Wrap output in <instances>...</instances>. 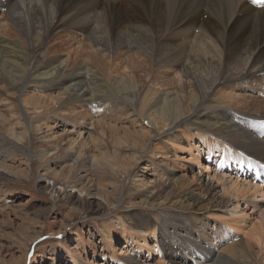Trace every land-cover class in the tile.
<instances>
[{"label": "bare ground", "instance_id": "1", "mask_svg": "<svg viewBox=\"0 0 264 264\" xmlns=\"http://www.w3.org/2000/svg\"><path fill=\"white\" fill-rule=\"evenodd\" d=\"M0 9L5 10L1 20L6 22L0 30V93L8 97H23L27 85L38 83L40 90H48L50 95H39L37 99L46 98V104L52 107L63 109L79 104L83 110L108 107L120 112L132 109V114H136L138 86L134 71L130 70V79L104 70L102 62L99 63L102 70L98 72L81 61V57L70 61L68 55L61 54L69 42L52 43L61 34L70 35L71 40L83 35L101 60L120 50L136 51L138 58H145L140 65L153 63L154 79L173 70L183 82L177 84L174 94L170 91H158L150 97L146 94L142 120L155 132V138L161 140L163 147L158 144L157 150L163 157L178 159L177 147L190 154L186 162L200 167L204 165L201 159H205L219 167L202 166L201 173L194 177L196 183L184 174L168 181L159 193L141 186L134 188L136 195L145 199V207L153 212L150 219L157 224L158 232L151 228L131 230L127 243L152 253L149 242L157 240L160 233V242L174 255L171 264L192 260L196 264H264V254L256 253L264 246V207L260 206L264 202V179L257 182L260 168L263 169L260 175H264V140L255 136L264 138V115L246 114L245 110L235 112L253 107L247 101L244 105L232 102L243 92H257L262 95L257 112L264 113V10L252 8L243 0H0ZM196 30H200L198 35ZM209 40L221 47L222 56ZM98 56L95 55L97 60ZM142 72L149 77L151 70L142 68ZM28 106L39 110L41 103ZM198 124L205 134L186 132ZM228 132L240 138L237 144L240 147L222 143L220 134ZM7 135L0 134V173L14 177L17 170L1 162L3 152L11 151L13 156L15 153L28 156V152L21 147L19 135ZM142 136L144 140L147 138L145 134ZM71 148L69 154L58 160L42 152L37 156L44 172L41 179L62 195L78 189L80 194L96 197L91 194V188L96 187L101 193L95 199L109 201L112 195L117 202L124 192L123 182L115 171L118 150H112L110 158L102 161L87 156L81 146ZM131 150L138 156L144 152ZM54 164L63 165L61 174L53 170ZM210 170L211 184L202 187ZM242 202L247 203L246 208ZM167 206L202 211L201 220H196L202 225L218 212L219 224L223 223L227 229L223 236H232L230 241H234L231 245L234 256L210 251L214 250L212 245L200 243L199 236L196 238L192 214L172 213ZM248 209L259 214L251 230L246 224ZM181 257L185 261L176 262ZM129 264L139 261L131 260Z\"/></svg>", "mask_w": 264, "mask_h": 264}, {"label": "rangeland", "instance_id": "2", "mask_svg": "<svg viewBox=\"0 0 264 264\" xmlns=\"http://www.w3.org/2000/svg\"><path fill=\"white\" fill-rule=\"evenodd\" d=\"M4 13L5 10L0 9V30L6 24L1 20ZM95 21L98 24V17ZM199 32L200 30H196L195 35ZM71 39L70 35L61 34L52 41L59 45L69 42L61 54L68 55L70 61L81 57V61L88 62L98 72L102 70L101 64L104 70L112 74H124L130 79L132 77L130 70L134 71L135 82L138 86V101L134 106L136 114H132V109L120 112L108 107H95L93 110L88 109V112L80 108L79 104L69 105L63 109L57 106L52 107L46 104V98L37 99L39 95L44 97L50 95L48 90H40L38 83L27 85L26 94L24 93L23 97L22 95L17 98L8 97L0 93V122H4L0 123V134L19 135L18 141L21 147L28 152V156L21 153H15L13 156L11 151L3 152L4 159L1 162L17 171H14L16 172L14 177L0 173V264H129L131 260H137L139 264H161V262L171 264L175 261L174 255L172 256L165 244L160 242V233L157 240L152 239L149 242L152 253L147 250L141 251L134 244L127 243L126 239L132 232L131 230L140 232L143 228H151L158 232L157 224L151 220L153 212L145 207V199L136 195L134 188L141 186L142 189H150L159 193L167 186L168 181L176 180L184 174L188 175L187 179L196 183L194 177L201 173L202 166L219 167V164L207 163L205 159H201L204 165L200 167L190 161L186 162L190 154L187 150L182 151L177 147L178 159L163 157L160 150H157V145L161 143V140L155 138V132L142 120L144 108L142 102L146 94H149L148 97L158 91H170V94H174L178 90L177 84L182 85L183 82L173 70H169L166 72L168 74H163L161 78L154 79L155 70L151 68L153 63L151 64L148 60L149 62L140 65L145 58L143 56L138 58L136 51L120 50L111 55L108 54V58L101 60L96 49H90V44L84 41L83 35L79 34L75 36V39ZM209 41V44L215 47L216 53L222 56L221 47L217 46L214 41ZM95 55L99 57L98 60ZM131 59L135 60L130 61ZM142 68L148 72L151 70L149 77L145 76ZM174 80L176 84L171 85ZM237 96L240 98L232 102L238 101L244 105L243 103L247 101V105H252L253 111L241 108L236 109L235 112L245 110L246 114L264 115L263 112H257L258 99L262 98L261 94L243 92ZM216 98L222 101V98ZM26 100L29 101L28 104L35 105L37 101L40 102V109L35 110L29 107L25 104ZM221 105L222 103L219 104ZM184 106H187L185 100ZM186 132L205 134L200 124L188 128ZM143 134L147 137L145 140ZM220 136L222 143L233 146H237L240 141L239 137L230 132L220 134ZM255 136L264 140L258 134ZM41 139L44 143H41ZM172 142L176 144L174 140ZM181 144L183 146L185 142L182 141ZM54 146L58 149H54ZM79 146H81V151L88 152L87 156H94L102 161L108 160L112 152L118 150L119 156L115 171L123 182L124 192L117 202L112 195L108 198L109 201L100 197L95 199L101 193L96 187L91 188V192L93 191L91 194H95L96 197L80 194L78 189L69 190L62 195L57 189L53 190L47 180L41 179L44 172L36 159L41 152L47 153L50 159L58 160L70 153L69 147L74 149ZM160 146L163 147L162 144ZM129 147L144 152L138 156L136 151ZM14 158L17 160L14 161ZM62 166L54 164L53 170L61 174ZM258 171L261 174L263 169L260 168ZM207 174L202 187L211 184L210 178L213 173L210 170ZM214 184L217 186L216 183ZM164 200L165 198H161L162 202H166ZM245 203L242 202L243 208H246ZM260 206L264 207V202ZM166 209L176 214L178 212L192 214L191 218L196 222V238L199 236L200 243L212 245L214 250L210 251H215L214 253H222L231 258L234 256L231 246L234 241H230L232 236H223L227 233V229L223 223L219 224L218 212H215L216 216H210L206 220V225H202L196 221L201 220L202 211L195 212L179 207ZM247 212L249 218L246 224L251 230L259 214H253L249 209ZM225 224L233 230L227 221ZM112 233L114 235L111 236ZM110 237L111 246L108 240ZM256 253L264 254V246L257 249ZM180 259L183 258L176 259V262L179 263ZM186 264H196V262L192 260Z\"/></svg>", "mask_w": 264, "mask_h": 264}, {"label": "snow or ice", "instance_id": "3", "mask_svg": "<svg viewBox=\"0 0 264 264\" xmlns=\"http://www.w3.org/2000/svg\"><path fill=\"white\" fill-rule=\"evenodd\" d=\"M255 2H260V0H255Z\"/></svg>", "mask_w": 264, "mask_h": 264}]
</instances>
